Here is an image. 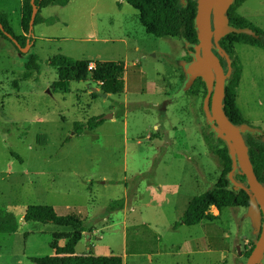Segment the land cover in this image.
<instances>
[{
    "label": "rangeland",
    "instance_id": "1",
    "mask_svg": "<svg viewBox=\"0 0 264 264\" xmlns=\"http://www.w3.org/2000/svg\"><path fill=\"white\" fill-rule=\"evenodd\" d=\"M20 6V0H0V10L8 12L16 35L22 34ZM240 7L241 15L264 31V0H247ZM38 16L57 20L33 27L36 43L26 54L39 56L41 69L35 77L22 78L27 55L20 54L15 44L0 35V264H34L29 260L31 255L52 254L49 242L56 240L63 246L72 234L74 229L69 226L22 220L26 207L36 204L34 198L39 190L34 178L36 168L49 157L58 155H63V161L53 165L71 166L68 171L102 179V184L96 182L95 187L89 189L73 177L65 179L75 195L95 200L90 222L98 224L97 242L90 238L87 241L82 236L75 246L76 251L89 249L96 254H121L125 264H246L245 253H249L259 239L258 230L247 214L248 207H227L219 213L212 209L211 213L217 215L215 219L182 224L174 229L185 212L186 201L194 193L211 188L222 174L221 165L210 154L203 139L209 126L203 112L205 91L202 85L196 84L194 93L186 91L171 101L170 114L166 113L165 102L183 84V63L191 58L182 39L148 33L140 22L139 12L125 0H70L66 6L48 5ZM112 37L116 38L114 43L106 39ZM234 47L242 62L236 105L246 120L264 126V50L247 44ZM57 53L75 58L118 60L129 65L124 92L103 101L101 98L97 103L118 106H108V113L112 112L113 117L107 120L116 117L117 111L123 108L121 117L130 114V130L138 132L118 140L122 157L128 162L126 171L121 161L112 155L116 145L109 141H117V138L102 141V130L107 129V125L96 129L100 136L97 141L78 136L68 154L59 152L63 147L66 149L68 143L60 146L63 137L56 141V130L61 135L69 131L68 122L71 124L82 118L80 114L93 112V109L91 112L83 109L94 106L100 96L97 90L94 93L88 89L80 91L81 97L84 93L90 97L88 105L82 109L77 107L74 92L84 81H75L68 93L58 92L49 85L58 79V70L47 61ZM134 59L137 61L132 64ZM14 79L17 84L12 83ZM35 79L41 89L34 88L36 84L31 80ZM46 97L53 101L47 102ZM170 119L171 124L166 125ZM34 120L41 121L37 127L31 126ZM42 121L52 126L53 135L48 141L50 130ZM56 122L63 126H55ZM153 123L157 125L154 127ZM190 128L194 129L193 133ZM10 149L20 155L22 163L11 157ZM164 155L170 160L167 165L161 162ZM173 162L181 163L180 169ZM161 165L166 166L167 171ZM180 170L185 186L190 188L188 192H176L178 183L174 175H179ZM169 179V183L166 182ZM155 193L164 196L153 197ZM165 193L177 198H169ZM121 197L125 208L111 213L105 210L107 203ZM87 226L96 229L91 223ZM148 235L161 237V243L166 245L163 252L156 243L150 246ZM239 249L241 254H238ZM263 258L264 253L258 264H262Z\"/></svg>",
    "mask_w": 264,
    "mask_h": 264
},
{
    "label": "trees",
    "instance_id": "2",
    "mask_svg": "<svg viewBox=\"0 0 264 264\" xmlns=\"http://www.w3.org/2000/svg\"><path fill=\"white\" fill-rule=\"evenodd\" d=\"M245 1H231L227 9V20L229 25L238 28L248 27L255 34L229 33L219 40L220 45L225 49L231 60V72L225 85L223 106L227 116L235 125L247 124L256 131L261 130L264 132L263 128L246 120L236 105L237 91L242 74V62L235 50V44H247L264 50V31L237 12V9ZM125 2L140 11V22L147 32L158 37H180L187 51L192 52L193 46L198 42L194 22L197 8L196 0H125ZM68 3L69 0H35L38 11L34 25L38 23H52L57 20L55 17H39L38 13L42 8L48 5L66 6ZM31 12V0H22L20 7L21 27L29 35ZM0 22L4 30L10 33L22 46H25L27 40L31 44L35 42L33 37L18 36L14 33L9 21V15L4 10H0ZM0 35L14 45L1 30ZM14 46L18 50L16 45ZM19 53L24 56L27 55L26 62L24 63V77H30L33 72L40 73L41 68L37 55L24 54L20 51ZM50 61L51 66L58 70V79L53 83V88L56 91L68 92L71 81L86 80L89 74H91V78L94 81L101 83L104 93L120 94L124 91L125 68L123 63L119 61H99L92 70L88 69L89 61L86 59L77 60L62 54H56L50 58ZM196 84L202 85L205 96L206 87L201 78L194 80L188 93H194ZM122 110L117 111V117L122 115ZM100 117H91L86 121L75 122L73 124V132L80 134L83 128L90 130L96 128L104 122V119ZM203 139L207 144V149L210 154L221 165L222 174L215 185L204 191L201 195H196L192 198L188 208L180 217L179 221L174 224V229L182 224H197L202 219H215L217 215L211 213L213 206L217 208L218 213L222 208L227 206L248 207L249 194L242 189H236L229 185L227 173L231 169V158L226 145L221 140L215 139L214 133L210 131V128L203 134ZM67 140L69 141V138L64 142H68ZM246 141L249 146V155L254 172L258 180L264 183V143L249 134L247 135ZM10 154L20 161L18 153L10 149ZM237 177L241 182L245 181V175L243 173ZM124 204L125 200L123 198L111 201L106 206V211L111 213L121 210ZM23 221H37L44 224L50 223L57 226H69L74 229L63 246L59 245L56 240H52L49 243L50 248L53 250L52 254L41 257H30V261L34 264H124V258L120 254H96L91 253L89 249L80 252L76 251L75 246L82 239V236L86 237V233H91L92 230L84 223V220L74 214L58 215L51 206L31 205L26 209ZM246 256L249 255L247 254Z\"/></svg>",
    "mask_w": 264,
    "mask_h": 264
},
{
    "label": "water",
    "instance_id": "3",
    "mask_svg": "<svg viewBox=\"0 0 264 264\" xmlns=\"http://www.w3.org/2000/svg\"><path fill=\"white\" fill-rule=\"evenodd\" d=\"M231 1L196 0L197 8L194 22L198 42L190 52V60L183 63L185 70L183 84L167 102L184 95L191 88L194 80L201 78L205 83L206 95L203 100V112L215 139L221 140L228 149L231 158V169L227 173L229 185L236 189H243L254 196L250 198L247 214L255 229L258 230L259 239L254 245L252 253L248 256L246 264H258L261 262L260 258L264 253V223H260V217L264 218V183L258 180L254 172L246 138L249 134L264 143V132L256 131L247 124L235 125L227 116L223 102L226 81L231 72V60L219 43L220 38L229 33L247 35H254L255 33L248 27L238 28L229 25L226 14ZM31 5L30 35L33 32L38 11L35 0H31ZM0 30L16 45L20 52L27 53L30 45H32L30 41L27 40L25 46H22L10 33L4 30L1 22ZM112 117V113L103 115L104 120ZM241 173L245 175L244 182H241L237 177ZM89 238L90 233L87 232L86 240L88 241Z\"/></svg>",
    "mask_w": 264,
    "mask_h": 264
},
{
    "label": "crops",
    "instance_id": "4",
    "mask_svg": "<svg viewBox=\"0 0 264 264\" xmlns=\"http://www.w3.org/2000/svg\"><path fill=\"white\" fill-rule=\"evenodd\" d=\"M21 1V4H22V0ZM70 1V0H69ZM122 1V0H121ZM247 1V0H246ZM245 1V2H246ZM244 2V3H245ZM127 3V2H126ZM243 3V4H244ZM118 4H120L118 2ZM21 7V6H20ZM240 8L237 9V12L241 15L240 13ZM8 14V12H7ZM21 14V13H20ZM9 15V14H8ZM242 17H245L243 15H241ZM246 18V17H245ZM248 19V18H246ZM249 20V19H248ZM250 21V20H249ZM142 24V23H141ZM21 25V24H20ZM144 27V26H143ZM146 30V29H145ZM21 32L22 34L21 35H18V36H27L28 38L29 37H33V33L31 35L27 34L21 27ZM149 33V32H148ZM34 38V37H33ZM35 39V38H34ZM106 39H109L110 41H112V43H114V40H116L115 37H112V38H106ZM36 43V39H35V42L33 43L32 42V45L30 47V49H32L34 47ZM236 44H242V43H236ZM31 51V50H30ZM139 51V50H138ZM144 51V50H143ZM145 52V51H144ZM26 54V53H24ZM57 54H61V53H57ZM37 55V54H35ZM56 55V54H55ZM64 55V54H62ZM38 56V55H37ZM54 56V55H53ZM52 56V57H53ZM64 56H67V55H64ZM166 56V55H165ZM68 57H71V56H68ZM39 58V56H38ZM51 58V57H50ZM50 58L48 59L47 63L51 66V61H50ZM71 58H74V59H77V60H80V59H86L89 61V64H88V69L89 70H92L94 67H95V64L97 62H103V61H118V60H99V59H96V58H91V57H87V58H75V57H71ZM134 61H137V59H134L132 60V64H135ZM121 62V61H119ZM123 63L124 65V68H125V71H124V90H125V86H126V81H125V73H126V70L127 68L129 67V65H126L124 62H121ZM129 63V62H128ZM141 64V63H140ZM89 66H92V68H89ZM53 67V66H52ZM55 68V67H53ZM57 69V68H55ZM142 71L139 70V73H141ZM33 74V75H32ZM31 74L30 77H28L26 80L28 79H31L33 76L35 77L37 74L39 73H36V72H33ZM24 76H22L23 78ZM26 78V77H25ZM24 80V81H26ZM33 83L36 84V86L34 87L36 89V87L40 88V84H37L36 82V79L35 80H31ZM56 81V80H55ZM49 82L48 84H52L53 86V83L55 82ZM84 82H81L82 86L77 88L74 92V94L76 95V101H77V107H80V108H84L86 107V103L89 101L90 97L87 93H84V95L81 97L79 92L80 91H84L85 89H88V90H91L93 93L95 92L94 90H97V92L99 93V99L97 100L96 104L94 106H91L86 108V109H83L85 111H88L90 109H93L91 113L89 114H80V113H77L76 111V114H80L79 116H82V118H79V119H76L74 120L71 124L70 122L69 125H70V128H69V131H66L64 134L61 135L60 131L59 130H56L57 133H58V136H57V139L56 141L63 137V140L61 142V147H63L65 144L68 143V147L65 149L64 147L59 151L60 153L66 155L68 154V152L71 150L72 146L74 145L75 143V140L78 136H80L81 138L84 137V139H86L87 141L89 140H93V141H97L100 136H98L96 134V129H99L100 126L103 124L104 126L107 125V129L105 130H102V141H109L110 139L116 137L117 138V141H109V142H112L116 145L114 151H112V155L114 156V158L118 159L121 161L122 163V167L124 169V171H126V164L128 163L125 159H123V153L121 152V146L118 142V140L120 138H124V137H127L128 135H135L137 134L138 132H133L132 130H130V121L128 122V119L130 118V114H126V116H119V117H114L113 119L111 120H104V122L102 124H100L99 126H97L96 128L90 130V129H87V128H83L81 133L80 134H77V133H74L73 132V124L77 121H86L87 119L91 118V117H99L101 116L100 118L103 119V115L107 114L108 113V106L110 104L118 107L115 103H107V105H105L103 102L100 103V105H97V103L99 102V100H101L102 98V101L104 99H106L107 97H110L111 95H114V94H110V93H104L102 91V86H101V83L100 82H97V81H94L92 78H91V74L88 75L87 79L86 80H82ZM17 81L14 79L13 80V84H17L16 83ZM75 81H71L70 82V87H69V90L68 92H71L72 91V85ZM16 86V85H14ZM32 87V86H31ZM38 91V90H37ZM59 92V91H58ZM66 92V93H68ZM124 92V91H123ZM63 93V92H61ZM65 93V92H64ZM47 102L51 103L53 100H51L50 98L46 97L45 99ZM113 100V99H112ZM120 102H123L122 100H118ZM167 103L166 105V113L167 114H170V111H169V108L171 107L170 104L172 102H165ZM42 104V103H41ZM80 108H78L80 110ZM95 109V110H94ZM123 109V108H122ZM102 110L105 111V113L102 114ZM82 111V110H81ZM109 113H112V112H109ZM113 114V113H112ZM138 118V117H136ZM169 118V117H167ZM110 119V118H109ZM135 118H132V120H134ZM155 119V118H153ZM38 122H41L40 120H34L31 124V126L33 124H35V126L37 127V123ZM166 122V121H165ZM179 122V121H178ZM43 123V126L48 128L50 130V134H48V138H47V141L48 139L53 135V132H52V126L51 124L48 122V121H42ZM147 123V122H146ZM171 124V119L168 120L166 122V125H170ZM257 124V123H256ZM155 125H157V123H153V126L155 127ZM30 126V127H31ZM55 126H63V123H59V122H56V125ZM261 128L264 129V126H260ZM87 131H90V132H87ZM174 131V130H173ZM190 132H194V129H191L189 130ZM129 132V133H128ZM73 136V139L71 140V137ZM26 138V137H25ZM69 138V141L68 142H64L66 141V139ZM81 141H83V139H81ZM143 148V146H142ZM144 149V148H143ZM147 151H149L147 149ZM138 152V151H136ZM143 152V151H142ZM133 153V154H132ZM141 153V152H140ZM130 154H132L134 157H136V155H134V152H130ZM11 155V154H10ZM19 155V154H18ZM63 155H58L56 157H49L46 161H43L42 165L40 166V168H36L38 170V172H34V178H35V183L37 184V186L39 187V190L38 192L35 194V200H36V204H32V205H43V206H51L54 208V210L56 211V213L58 215H68V214H74L76 216H78L80 219L84 220V223L87 225V224H93L94 226H96V229H93L91 228L92 232L90 233V240H94L95 242L98 235H97V232L98 231V228H97V222L93 221V222H90L92 220L91 216L93 215V211L95 209V200L94 199H89L87 197H84V196H80V195H75V193L73 192V190H70L67 186V184L65 183V179L66 178H69V177H73L77 182H79L81 185H83L86 189H89V188H94L95 185H96V182L102 184V179H95V178H92L89 174H86V173H82V172H79V171H68L69 167L71 166H63V165H59V166H56V165H53V163H58L60 161H63L62 157ZM116 156H120V158L116 157ZM127 156V155H125ZM11 157L16 160V161H19L18 159L14 158L12 155ZM20 157V155H19ZM129 157V155H128ZM72 158H75L74 156ZM139 159V158H138ZM20 161L22 163V158L20 157ZM19 161V162H20ZM140 161L142 162L143 159H140ZM161 162L163 163H166V165L168 163H170V160L168 159V155H164L162 158H161ZM173 163H177V162H173ZM45 165L49 166V167H45ZM180 165L181 163H177V167H179L180 169ZM163 166V169L165 171H167V169L165 168L166 166L164 165H161L160 167ZM74 167V166H72ZM128 168H129V165H128ZM137 168V167H136ZM135 169V168H133ZM30 171V170H29ZM181 171V170H180ZM158 175L159 173H157L156 175V179H158ZM176 177V180L178 185H177V191H180V192H188L190 190V188L186 187L185 186V179H183L184 177V174L183 172L181 171L179 175L175 176ZM170 179L167 180L166 182L169 183ZM175 192V193H176ZM157 195H161L162 197L164 195H162L161 193H155L153 197L157 196ZM166 196H168L169 198H177V196H172L170 193H165ZM198 194H193L192 196H196ZM123 197V196H122ZM121 197V198H122ZM192 197V198H193ZM121 198H117V199H121ZM191 198V199H192ZM115 199V200H117ZM124 199V198H123ZM93 200L94 203L91 201ZM114 201V200H112ZM111 202V201H110ZM177 204V199H176V202H175V205ZM108 205V203H107ZM106 205V206H107ZM125 205V204H124ZM28 206H31V205H28ZM28 206L26 207V209L28 208ZM96 208H99L98 206H96ZM125 208V207H124ZM141 208V207H140ZM25 209V211H26ZM142 209V208H141ZM105 210H106V207H105ZM186 210V209H185ZM24 211V213H25ZM24 216V214H23ZM22 220H23V217H22ZM24 222V221H23ZM28 222V221H26ZM33 222H37V221H33ZM42 223V222H40ZM44 224V223H43ZM103 227H106L105 226H100V229H103ZM115 228V227H114ZM113 228V229H114ZM39 230V229H38ZM114 230L111 229V232H113ZM72 232V231H70ZM110 232V233H111ZM28 233V232H26ZM100 233V232H99ZM102 233V232H101ZM102 235H105L104 233H102ZM28 237V236H26ZM86 239V238H85ZM51 242V241H50ZM49 242V243H50ZM96 247H98V243L95 244ZM91 250H93L91 248ZM25 251H26V239H25ZM27 253V252H26ZM92 253V252H91ZM28 254V253H27ZM107 254H116V253H107ZM30 255V254H29ZM121 255V254H120ZM32 257V255L30 256ZM29 257V258H30ZM124 258V257H123ZM30 260V259H29ZM124 264H125V258H124Z\"/></svg>",
    "mask_w": 264,
    "mask_h": 264
},
{
    "label": "bare ground",
    "instance_id": "5",
    "mask_svg": "<svg viewBox=\"0 0 264 264\" xmlns=\"http://www.w3.org/2000/svg\"><path fill=\"white\" fill-rule=\"evenodd\" d=\"M133 8V7H132ZM134 10H136L137 12H139V14H140V11L138 10V9H135L134 8ZM228 35V34H227ZM226 36V35H225ZM224 37V36H223ZM243 190V189H242ZM245 191V190H244ZM204 193V192H203ZM246 193H248L249 194V200H248V205L250 204V198L251 197H254L253 196V194H251V193H249V192H247L246 191ZM202 193H200V194H198V195H201ZM191 200L192 199H190V200H188V201H186V204H187V206H186V209L188 208V206H189V204H190V202H191ZM255 201H256V199H255ZM257 202V201H256ZM227 207H230V206H227ZM227 207H224V208H227ZM224 208H222V210L224 209ZM212 209H216L217 210V208L215 207V206H213L212 208H211V210ZM221 210V211H222ZM142 211V209L140 208V211L139 212H141ZM217 212H218V210H217ZM203 220H206V219H202L201 221H203ZM200 221V222H201ZM200 222H198V223H200ZM197 223V224H198ZM260 223L261 224H263L264 223V218L261 216L260 217ZM148 238H149V242H150V246H153L155 243L157 244V246H158V248H159V251H161V252H163V250L166 248V245H164V243H161V237L160 236H150V235H148ZM160 247H161V249H160ZM252 253V249H250L249 250V253H245L246 255L248 254V255H250ZM238 254H241V251H240V249H239V253Z\"/></svg>",
    "mask_w": 264,
    "mask_h": 264
},
{
    "label": "built area",
    "instance_id": "6",
    "mask_svg": "<svg viewBox=\"0 0 264 264\" xmlns=\"http://www.w3.org/2000/svg\"><path fill=\"white\" fill-rule=\"evenodd\" d=\"M89 68H92V66H89Z\"/></svg>",
    "mask_w": 264,
    "mask_h": 264
},
{
    "label": "flooded vegetation",
    "instance_id": "7",
    "mask_svg": "<svg viewBox=\"0 0 264 264\" xmlns=\"http://www.w3.org/2000/svg\"><path fill=\"white\" fill-rule=\"evenodd\" d=\"M224 63V62H223ZM225 64V63H224Z\"/></svg>",
    "mask_w": 264,
    "mask_h": 264
}]
</instances>
